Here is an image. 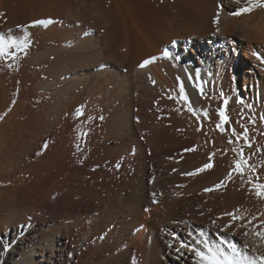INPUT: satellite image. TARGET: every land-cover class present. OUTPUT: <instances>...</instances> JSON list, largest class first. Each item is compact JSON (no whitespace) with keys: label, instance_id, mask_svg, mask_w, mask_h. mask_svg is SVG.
<instances>
[{"label":"bare ground","instance_id":"obj_1","mask_svg":"<svg viewBox=\"0 0 264 264\" xmlns=\"http://www.w3.org/2000/svg\"><path fill=\"white\" fill-rule=\"evenodd\" d=\"M12 1L6 0L5 6H2L4 9L0 7L1 16L8 19V28L16 27L21 22L17 20L15 11H12ZM247 2L248 0H176L172 4L165 2L163 5L142 3L139 21L134 24L136 31L132 35L135 36V44H145L148 49L131 61V70L133 67L134 70L128 72V77H133V82L138 84L143 80L150 81L159 88V93L151 96L155 102L154 106L151 105L152 113L149 111L150 106L146 104L137 107L134 113L132 105L135 99L132 98L121 101V107H111L112 119L118 123L115 127H112L115 124L113 122L112 126H106L105 143L109 145L102 144L101 147L105 148V151L102 150L105 154L115 156L134 152L135 159H149L157 163H165L168 159L175 160L181 156L184 161L209 162L213 167L207 174L210 178L200 176L198 181L202 180L201 183L193 187L191 192H214L211 197L214 198L215 216L220 215L218 220L215 219L217 223L226 222L231 226L235 221H240L247 224H243L248 229L245 237H233L235 240L229 244L241 256L249 260L256 259L257 264H260L258 258L264 257V236L258 233H264V197H258L256 191L257 185H264V63L261 62L264 60V8L256 7L241 15L232 14L244 8ZM67 8H63L62 14ZM215 11H219L218 14ZM43 14H37L35 19H31L32 23L41 21ZM40 27L37 26L33 33L37 37V46L42 35ZM124 31L126 32L125 29ZM21 33L23 32H19L18 41L9 35L0 37L3 41L0 52V183H8L5 188L0 187V234H3V238H7V234L10 236L7 249L0 256V264H62L68 251L66 234L62 231L64 228L58 227L40 235L36 233L39 228L30 219L42 202L41 195L52 190L56 179L67 175L70 168L58 161L56 147L49 146L46 155L39 153L30 161L34 168L31 175L39 181L33 185V189L20 187L22 177L19 175L28 170H23L20 166H26L25 157L43 126L39 100L34 101L29 108L28 103L19 101V93L14 87V83L21 78L25 83L29 81V76L22 73L25 69L23 61L29 57L28 40ZM187 38L192 40L185 42ZM10 41L15 43L10 45ZM178 48L181 50L178 51ZM78 50L80 52L84 48L80 47ZM165 51L169 53L167 58L163 55ZM33 55L34 60L41 61L44 54L41 50H35ZM144 61L151 62L141 67ZM63 67L65 70L68 68L67 65ZM129 85L131 86L130 82ZM138 86L136 89L144 88L142 85ZM181 87L187 103L180 98ZM29 92L31 94L32 90ZM117 92L122 93L123 89H117ZM224 100L228 101L227 105H224ZM222 108L227 118L224 124H221V117L218 115ZM245 129L250 147L245 144ZM5 130L8 131L10 140L3 137ZM7 145L10 148H6ZM238 163L242 173L236 171ZM157 180L151 179V184L147 187L151 197L157 196ZM192 182H196V179ZM135 209L130 215L131 225L123 233L124 240L135 239L132 244L143 250L141 239L153 234L152 226L156 223L165 227L166 234L162 247L155 244L153 249L166 256V264H196L197 257L191 249L200 248L196 243L200 239L185 223L171 218L173 216L166 212L154 216V208L144 211L139 207ZM251 222H257V229L249 226ZM254 229L257 230L256 233ZM90 231L87 232L88 235ZM247 235L252 238L261 237L263 249L256 250ZM154 251L142 264H157ZM12 254L17 257H12Z\"/></svg>","mask_w":264,"mask_h":264},{"label":"rangeland","instance_id":"obj_2","mask_svg":"<svg viewBox=\"0 0 264 264\" xmlns=\"http://www.w3.org/2000/svg\"><path fill=\"white\" fill-rule=\"evenodd\" d=\"M63 1L61 3L59 0H13L12 11H15L17 20L21 21L16 27L8 28L6 26L8 19L0 14V37L9 35L18 41L19 32H23L27 37L29 57L23 61L25 69L22 73L29 76V81L25 83L21 78L14 83V87L19 93V101L28 103V107L39 100L42 115L43 126L39 129L35 144L25 157L26 166H20L23 170L28 169L19 175L22 177L20 187L33 189V185L39 182L31 175L34 168L30 161L39 153L46 155L49 146L56 147L58 161L70 167L67 175L56 179L52 190L41 195L42 202L36 208L35 214L30 217L32 224L39 228L36 233L41 235L58 227L64 228L62 231L66 234L68 251L62 264H142L143 260L150 258L154 250L157 264H166V256L153 249L155 244L162 247L166 234L165 227L156 223L152 226L153 234L141 239L143 250L132 244L135 239L126 241L122 237L131 225V213L138 207L143 211L157 209V212L152 209L154 216L166 212L173 216L171 218L185 223L197 238L212 244H218L223 240L227 245L236 237H245L248 232L246 223L235 221L236 223L230 226L226 222L219 224L215 221L220 215L215 216L214 198L211 197L214 192L211 190L191 192L193 187L201 183L202 180L198 181L200 176L210 178L207 174L213 167L209 162L184 161V157L181 156L177 157V160L168 159L165 163H157L149 159L137 157L135 159L134 152L116 154L117 156L105 154V148L101 147L102 144L109 145L105 143L106 126L115 123L112 126L115 127L118 123L111 116L113 106L121 107V101L132 98L135 99L132 105L134 113L145 104L150 106L149 111L152 113V106L155 103L152 97L159 93V88L150 81L143 80L144 82L135 84L133 77H128V72L134 70V67L131 70V61L143 55L148 49L145 44H135V36L132 35L136 31L134 24L139 21L138 14L141 12L142 3L163 5L165 2L172 4L176 0ZM5 3L6 0H0V7L5 6ZM64 7L68 8L62 14ZM218 12L215 11V14ZM42 13L44 18L42 17L41 21L45 23L37 24V21L32 23L33 18ZM37 26H41L42 32L38 46L35 44L37 37L33 34ZM123 29L128 31V35ZM190 40L192 39L187 38L185 42ZM20 42L18 44L22 45ZM80 47L85 51L79 52ZM35 50L37 52L41 50L44 54L41 61L34 60ZM180 50L178 48V51ZM125 51L129 52L128 55ZM64 65L68 66L66 70ZM146 84L150 85V89ZM136 85H139L138 87L142 85L144 88L136 89ZM117 89H123L124 93H118ZM145 91L149 92V95ZM1 97L0 93V100ZM7 132L5 130L3 137L8 139ZM8 147L10 148V145L6 146ZM206 165L210 167H205ZM155 178L158 179L156 189L154 188L157 198L151 197L147 188L151 184L150 180ZM195 179L196 182H192ZM5 185L0 183L1 188H5ZM249 226L254 228L257 222H251ZM8 238L9 234L7 238L0 234V249L4 246V249L0 250V256L5 251ZM247 238L256 250L263 249L261 237L252 238L247 235ZM12 257L17 256L12 254Z\"/></svg>","mask_w":264,"mask_h":264},{"label":"snow or ice","instance_id":"obj_3","mask_svg":"<svg viewBox=\"0 0 264 264\" xmlns=\"http://www.w3.org/2000/svg\"><path fill=\"white\" fill-rule=\"evenodd\" d=\"M256 7L264 8V0H248L247 5L244 8H241L232 14L241 15L243 13L251 12ZM37 23L43 24L45 23V21H37ZM47 23H51V21H47ZM9 43L11 45L12 43L15 42L10 41ZM2 46H3V41L2 39H0V52H2ZM24 46L26 47V44H24ZM163 55L165 58H167L169 53L165 51ZM257 59L260 58L257 57ZM150 62L151 61H144L141 64V67H144ZM261 62L264 63V60H262ZM197 80H199V74H197ZM201 94L203 95L202 90H201ZM180 98L184 99L185 102L187 103L186 97L183 94V87H181ZM227 103L228 101L224 100V105H227ZM218 115L221 117V124L227 122V118L224 115L223 108L218 112ZM218 127H220V125H218ZM233 134L237 135L235 132ZM246 134H247V129H245L244 140H245V144L250 147L251 145L248 144ZM205 167H210V165H206ZM236 171L242 173L241 165L239 163L237 164ZM229 178L231 177L229 176ZM256 195L258 197H264V185H257ZM234 219H237V217H234ZM258 234L264 236V233H258ZM196 243L200 245V248L191 249L192 251L195 252V256L197 257L196 264H257L256 259L249 260L246 257H242L241 254L237 252L236 248L233 245L231 244L225 245V242L223 240H221L218 244H212L207 240H197ZM181 247H185V245H181ZM258 259L260 261V264H264V257H260Z\"/></svg>","mask_w":264,"mask_h":264}]
</instances>
